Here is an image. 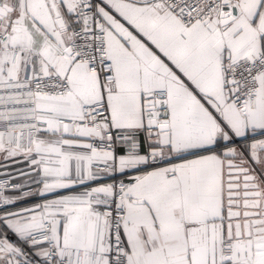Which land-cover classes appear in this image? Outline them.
<instances>
[{"label": "snow or ice", "instance_id": "6c2138e0", "mask_svg": "<svg viewBox=\"0 0 264 264\" xmlns=\"http://www.w3.org/2000/svg\"><path fill=\"white\" fill-rule=\"evenodd\" d=\"M0 264H264V0H0Z\"/></svg>", "mask_w": 264, "mask_h": 264}]
</instances>
